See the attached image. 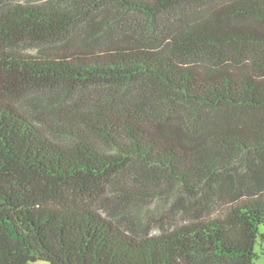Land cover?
<instances>
[{"label": "trees", "instance_id": "1", "mask_svg": "<svg viewBox=\"0 0 264 264\" xmlns=\"http://www.w3.org/2000/svg\"><path fill=\"white\" fill-rule=\"evenodd\" d=\"M38 1L0 0V264H256L264 0Z\"/></svg>", "mask_w": 264, "mask_h": 264}, {"label": "rangeland", "instance_id": "2", "mask_svg": "<svg viewBox=\"0 0 264 264\" xmlns=\"http://www.w3.org/2000/svg\"><path fill=\"white\" fill-rule=\"evenodd\" d=\"M24 2H33L38 0H15ZM25 53H37L35 48L22 49ZM175 193L157 195L151 200H146V202H140L136 206V211L140 215L142 222L145 223L144 228L150 229L152 233H161L162 231L160 226L164 225H173L176 223H183L187 221L188 213H181L180 209L182 208L179 204V201H175ZM148 223H147V222ZM261 231L264 233V227H261ZM256 252L258 253V258L256 259V264H264V240L260 239L255 247ZM31 264H49L45 260H38L32 262Z\"/></svg>", "mask_w": 264, "mask_h": 264}]
</instances>
